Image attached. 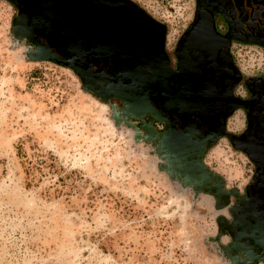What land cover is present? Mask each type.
<instances>
[{
    "label": "rangeland",
    "instance_id": "374dc122",
    "mask_svg": "<svg viewBox=\"0 0 264 264\" xmlns=\"http://www.w3.org/2000/svg\"><path fill=\"white\" fill-rule=\"evenodd\" d=\"M130 1L164 26L166 50L193 6ZM43 4L46 27L77 43L56 7ZM17 15L0 0V264H264L242 251L229 258L231 208L251 177L247 157L224 138L204 153L208 184L225 194L215 202L178 167L159 121L97 96L69 65L34 59ZM239 124L234 116L228 128Z\"/></svg>",
    "mask_w": 264,
    "mask_h": 264
},
{
    "label": "flooded vegetation",
    "instance_id": "af4514ba",
    "mask_svg": "<svg viewBox=\"0 0 264 264\" xmlns=\"http://www.w3.org/2000/svg\"><path fill=\"white\" fill-rule=\"evenodd\" d=\"M45 1H10L18 9L17 19L21 20L25 35L36 38L56 58L67 59L56 28L50 26L49 31L41 30L42 35L34 32L39 26L38 19L43 22L47 19L37 13L38 8L43 3L56 7L60 19L74 29L72 38L83 43L82 50L88 49L89 53L91 47L95 54L107 59L103 66L79 64L80 70L89 64L90 74L102 72L107 79L104 89L107 85L115 86L116 82L127 85L129 80L123 74L134 68L133 62L112 57L157 53L160 30L153 23L147 21V28L138 32L127 30L124 16L130 15L138 22L142 21L141 13L148 16L130 0H100V8L89 5L88 11L81 7L83 0ZM253 51L260 52L259 61L250 53ZM163 52L169 70L168 98L165 101L157 90L149 88L140 96L142 107L161 123L163 132L159 138L169 152L177 155L179 163L175 162L182 171L188 170L189 155L191 159L202 150V163L204 153L223 138L247 157L251 177L243 195L236 196L240 199L236 206L240 209L249 206L243 220L257 232L254 219L259 216L257 219L264 221V0H193L190 19L169 50L165 49L164 28ZM255 64L256 71L246 74ZM144 69L150 72L149 66ZM183 70L186 73L183 74ZM234 116L240 123L236 130L228 128ZM214 138L215 141L208 144ZM189 174L201 185L202 181L209 183L213 178L209 171L203 178L195 168ZM212 185L208 184L210 188L216 184ZM254 233L248 227L243 228V235L249 239L246 244L252 249L257 243L253 241Z\"/></svg>",
    "mask_w": 264,
    "mask_h": 264
},
{
    "label": "water",
    "instance_id": "95a60500",
    "mask_svg": "<svg viewBox=\"0 0 264 264\" xmlns=\"http://www.w3.org/2000/svg\"><path fill=\"white\" fill-rule=\"evenodd\" d=\"M12 1V0H9ZM21 12V10H20ZM141 13L140 19L143 23L147 24L148 22L153 23L159 30V38L157 39V53L154 56H137L134 57L136 61L133 62L132 58L129 57H119V60H125L128 62H133L134 68L126 71L123 75L124 78L129 80V83L125 86H121L119 83L116 82L115 86L106 87L105 89L101 86H98L94 80L97 78H100L103 81H107L106 77L103 75L102 72H98L95 74H90L91 66L89 64L85 65L84 70H80L79 64H83L84 62L92 63L94 66H98L101 64L102 66L105 65L107 62L106 58L103 56L97 55V53L94 55L88 53V49L85 51L82 50L83 43L79 40L77 43H74L71 41H66L64 44V48L66 49V60H59L56 58L55 55L50 54L47 52V50L44 48L42 44L39 43V41L36 38H31L28 35L22 34L23 37H26L30 40L31 43L35 45L37 48V53L33 56L34 59H49L53 62L60 63L62 65H69L71 68H73L76 71V74L80 77V79L83 81V83L86 85V87L90 90H92L97 96H103L105 99L110 97H116L121 98L124 100L126 104V108L133 107L134 108V117H138L139 114L142 112H146L145 107H142L144 103L142 102V99L140 96H144L145 92L148 91L149 88H154L158 91L159 96L161 98H164L165 101L168 98V89L166 88L167 85L165 83L166 78L169 75V70L167 66V58L166 55L163 52V41H164V26L158 23H154L148 16ZM46 21V20H45ZM43 22L42 20L38 19L39 26H36L34 29L35 34L42 35L41 30H47L46 22ZM21 22V21H20ZM16 26V24H14ZM43 28V29H42ZM23 29V28H22ZM24 30V29H23ZM49 30V29H48ZM58 38H61V33L59 31L57 32ZM47 40V39H46ZM64 42V41H63ZM47 43L49 46H52V44L47 40ZM76 45V48L74 47ZM64 55V54H63ZM105 58V59H103ZM129 58V59H128ZM150 66L152 69L150 72H146L144 67ZM167 95V96H166ZM151 115L154 116L153 111H150ZM220 135V134H219ZM218 135V136H219ZM217 137V136H216ZM215 137V138H216ZM214 139H211L208 144H211L215 141ZM202 154V150L198 151L197 154L193 155L190 159V155L188 157V170L185 172L189 174L190 170L192 168H195V170L199 171L201 176L204 178L208 171L206 170V167L202 165L200 156ZM192 176V175H191ZM204 184H200V187L204 188L205 193H209L215 200V202H218L221 196L225 195L220 190L219 183L215 187H209L208 183L206 181H202ZM210 190V191H209ZM234 193V192H233ZM240 199L236 198V204L231 208L232 216L234 217V221L229 225L228 227V233L232 239V243L229 246L230 252H232V255L229 256L231 261H234L237 259V252L242 251L244 256L248 259H258L262 262H264V221H259L256 217L254 219L255 222H257V232L253 230L251 226L248 225L246 221L243 220V217H246L248 215L249 206H243L242 209L238 208L236 205L239 203ZM247 204V202H244ZM248 227L250 228L251 232H255L254 235V242H257L255 245H253L255 248L252 249V246H248L246 242H249V239L246 238L243 235V228ZM256 250V252H254ZM254 252V253H253Z\"/></svg>",
    "mask_w": 264,
    "mask_h": 264
},
{
    "label": "bare ground",
    "instance_id": "6f19581e",
    "mask_svg": "<svg viewBox=\"0 0 264 264\" xmlns=\"http://www.w3.org/2000/svg\"><path fill=\"white\" fill-rule=\"evenodd\" d=\"M81 3H82V5H81V7H85L86 8V10L88 11L90 8L88 7L89 5H94V6H96L97 8H100V0H89V1H85V0H83V1H81ZM80 3V4H81ZM123 21L125 22V26H127V30L128 31H130V32H138L139 30H142V29H144V28H147L146 26H145V23H143L142 21H136V20H134L133 19V17L132 16H130V15H126V16H124L123 17ZM130 26V27H129ZM145 42H146V40H145ZM144 42V44H146ZM147 45V44H146ZM74 46H76V45H74ZM145 48V47H144ZM144 55V53L143 54H128V55H126V57H129V58H132L133 59V62L134 61H136V59L134 58V57H137V56H143ZM145 56H147V55H145ZM125 57V56H124ZM125 57V58H126ZM128 58V59H129ZM186 70V69H185ZM183 72V74L184 73H186V71H182Z\"/></svg>",
    "mask_w": 264,
    "mask_h": 264
}]
</instances>
